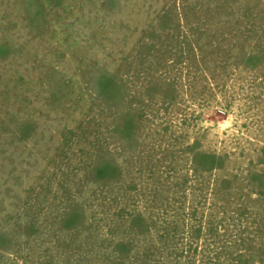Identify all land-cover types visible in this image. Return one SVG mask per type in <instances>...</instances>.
<instances>
[{
  "label": "rangeland",
  "instance_id": "1",
  "mask_svg": "<svg viewBox=\"0 0 264 264\" xmlns=\"http://www.w3.org/2000/svg\"><path fill=\"white\" fill-rule=\"evenodd\" d=\"M0 264H264V0H0Z\"/></svg>",
  "mask_w": 264,
  "mask_h": 264
},
{
  "label": "trees",
  "instance_id": "2",
  "mask_svg": "<svg viewBox=\"0 0 264 264\" xmlns=\"http://www.w3.org/2000/svg\"><path fill=\"white\" fill-rule=\"evenodd\" d=\"M104 193L106 194L107 193V191H106V189L104 188Z\"/></svg>",
  "mask_w": 264,
  "mask_h": 264
}]
</instances>
